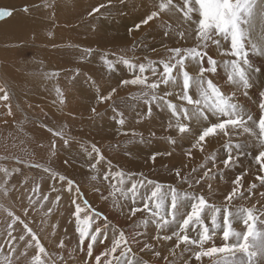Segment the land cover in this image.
Listing matches in <instances>:
<instances>
[{
    "label": "rangeland",
    "instance_id": "374dc122",
    "mask_svg": "<svg viewBox=\"0 0 264 264\" xmlns=\"http://www.w3.org/2000/svg\"><path fill=\"white\" fill-rule=\"evenodd\" d=\"M9 1L20 4V1L23 0H0V10H11V15L0 18V23L5 20H10L11 17L14 19L15 23H19L18 20L26 17L24 20H28L30 23L36 19L43 24H47L48 27L51 28L52 34L53 32L56 33L59 28L61 29L55 22V11L54 9L52 11V5L47 7L45 4H38L41 10H38L35 19H30V15L34 16V9L32 7L26 5L23 7H4L5 3ZM40 1L43 2L45 0ZM102 1L104 4L103 9H105L104 6H107V4L113 5L116 3L115 6L120 11L109 8L106 9L109 11L108 15L117 16L121 23H123L124 19H129L133 26L137 21L140 27L144 24H141L139 20L134 21L133 16L136 19L141 17L142 20H144V18L151 13V10H157L154 4L158 2V0H154L156 3L152 0ZM102 1H100L101 4L98 1L97 7H101ZM86 2L84 1V5ZM26 7H29L27 11L24 10ZM43 8L47 10L43 11ZM42 11L45 13L44 16H42ZM95 13L98 12L92 9L87 10L86 13L80 16L79 20L82 18L88 20L91 18L90 14L95 15ZM164 14L163 18L159 16L150 21V27L142 32L140 30H138L137 33L130 32L121 25L119 27V35L121 38L120 43L123 45L122 47H117L116 44L110 42L112 36L111 32H106L104 30L96 32V37L93 36L97 38L96 44H91L92 46L89 47L90 51L86 50V47L83 46L78 48V54L73 51L67 54L66 51L68 49H75L71 45L74 39L81 41V39L90 38V36H74L76 34L74 32L75 29L70 27L61 29L62 36H67L70 39L63 45H59L61 44L60 41H53L60 38L55 39L52 35L50 37L44 36L45 34H43V32L48 28L44 25H37L33 29H30L29 25L24 28L18 27L12 36H8L7 38L0 37V87L7 93V100L11 103L9 109L13 113L12 119L5 124L11 131L17 134L15 140L9 137L8 143H32L35 137L33 131L28 129H33V127H35L40 129L45 135L40 134V138L44 141L46 146L45 150H38L33 147H10L8 148V155L10 156L3 157V159L0 158V167L8 169L10 174L6 176L3 171H0V221L3 217L8 220L5 222L6 224L2 223V228L0 227V234H5L3 235L4 241L0 240V249L5 248V252L7 250V254H5L6 256L3 258H1L2 253H0V259L5 262L11 259L12 264H21V261L17 263L15 259L17 249L21 248L16 239L11 241L12 244L14 243L16 253L11 254L9 251V232H11L12 237H17L18 240L20 235H23L25 242H30V237L24 231L23 225L20 223L12 224L13 218L8 215V211H12L15 216L28 224L32 232L38 236L40 243L48 253L47 259L50 261L49 264H73L75 261H78L79 264H81V261H83L84 264H95V257L93 256H97V254L93 252L94 254L90 258L87 255V247L82 251L81 248L85 246L80 245L79 235L75 230V217L73 215L75 207L77 204L85 206L86 202V205L89 206L88 214L94 213L96 215L95 223L100 224L102 227L104 224L108 225V228L104 230L106 238L103 239L102 242H97L93 245V249L100 246L104 241L108 242V246H105L106 242H104L105 250L110 248L113 242L114 231L118 228L116 231L119 232L123 230L132 242V253L129 254V257L134 259V261H140L141 264H147L148 260L158 252V248L154 245L155 242L153 244L152 242L158 235L160 236V232L158 228L155 229L149 224L145 226L140 223L142 219L147 217L146 213L138 212L135 216L130 217L129 208L132 206L130 200L120 199L117 201L109 195L112 189L108 181L102 178L104 173L109 169L113 172L123 171L125 174H135L132 176L133 181L146 178L147 180L164 186L165 190L169 186H172L177 188L181 193L202 194L210 203L217 205L221 204L215 199L219 197L214 194V192H220L214 189L209 183L214 173L215 175L217 174V178H222L223 176L218 170L216 172L211 170L207 176H204V173L207 172L209 168L211 157L218 154H216L214 150L211 152L208 151L203 157L202 165L197 164L195 168L193 167V169L189 171L180 170L179 177L176 175L179 169L174 170L176 168L173 169V167L170 166L168 162L165 163V160L162 158H158L156 155V159L153 161L151 159L153 154H160V152L164 153L161 147L167 145L168 142L171 143V138L173 136H162V131H159L151 121L145 123L143 119L142 125H137L139 123L135 124L129 117L132 109L126 108V104L132 102V104L139 103L145 106L144 101L134 99V97L139 96L142 89L139 86H135V89H130V84L122 85L121 81L126 80V78L121 79L119 85L117 84L118 79L124 75L120 70L125 66L123 63L117 62L119 58L123 57L137 64L147 63L148 60L159 61L167 57L168 48L191 47L195 44V41L191 38L185 41L178 37L177 33L179 31L187 30V26L183 23L182 18L166 19L164 18ZM108 15L102 14L101 18L105 19V21H111L106 20ZM76 19L78 20V17H76ZM80 22H84V20ZM166 32L168 35H165ZM39 33L42 34L40 38L37 36ZM125 35H129V37H125ZM26 36L30 38L28 37V39ZM259 37L260 28L257 25L253 31V38L259 39ZM33 42H39L41 44L37 47H32ZM99 43L102 45V52L97 50L100 46ZM42 44H46L49 47L43 48ZM53 44L56 46L53 47ZM68 44L69 46H66ZM83 48H85V53L82 52ZM125 50L128 52L127 54H125ZM210 51L213 55L214 51L212 49ZM87 53H89V55H87ZM101 54L105 55L102 56ZM94 55H97V57L92 61L90 57ZM254 56L259 60H263L264 63V55L256 53L250 55V57L253 58ZM114 57H116V60L113 61L112 58ZM65 58L72 59L73 63H69ZM215 58L217 60H223L226 57L219 56L216 53ZM52 60L54 66L51 68L48 66V63H51ZM106 60L113 63L117 62V64L114 65V73H111L109 70ZM102 62L105 63L107 67L104 66ZM97 65L99 66L95 68L94 66ZM62 66H68L69 74L65 75L61 73L60 67ZM220 69H222V66ZM95 70H100L101 72L93 75ZM221 71L224 73L223 69ZM129 72L132 71L129 70ZM54 73L56 75H53ZM134 75V72L132 75H127V79H132ZM18 82H22L21 89L18 86ZM214 82L216 81L214 80ZM97 83L99 85H97ZM251 83L252 87L247 90V96L243 94V89L232 90L236 92L237 97L241 98L235 99L245 111L248 113L253 111L255 114L258 111V105L255 103V100H260L259 94L261 91H264V73H254ZM91 84L92 87H90ZM115 87L118 91L112 92ZM57 88L61 90L62 95H58L56 91ZM66 89L75 91L74 96L76 102H70L69 104L68 102L60 103L62 97H68L70 95ZM84 89L86 91H84ZM119 92L122 94L118 95ZM50 93L53 94V98L49 97ZM82 93L86 95L82 96ZM110 93V100L107 99L101 102L98 99V97L101 96H109ZM94 94L95 96L93 97ZM96 104H102V107L105 104L107 107L104 110H99ZM152 105L157 106L155 103ZM17 107L23 110L24 115H22ZM70 108L71 111H73V108H77V113L72 112L74 115H69L68 113L71 112L67 111ZM93 108H95V112H93ZM162 108L163 107L160 109L157 106V112L154 114L160 123H162L160 116H170L169 112L165 108ZM114 109L116 111H114ZM118 113H123V119L125 120L123 125L118 123L121 118ZM167 114L169 116H166ZM142 116L145 117L147 115L143 114ZM165 124H169V120L166 121ZM54 131L62 132L63 137L68 140V144L65 145L64 140L59 136H54ZM106 133H108V137L103 138ZM245 135L246 134H244V136ZM47 137L53 139V142L48 141L46 139ZM160 141L162 142L158 145ZM241 141L240 139L233 143L238 142L241 144ZM249 142L252 143V145L250 146L248 143L244 144L245 146L239 150L241 154L239 153L238 156H235L236 160L242 159L245 161V165L254 161V156L259 152V150H257V143L252 137L249 138ZM53 143H55L57 151L61 154L53 152ZM177 145L179 146L178 149L180 152H182L183 150L181 148H183L182 146L184 144L178 143ZM92 146L99 149V151H101L100 153H102L105 158L104 161L97 165V169L91 168V165L95 162L94 158L96 155L92 152ZM225 149H227L226 146ZM246 150L247 152L242 155V152ZM233 153L236 154L234 151ZM149 154L150 156H148ZM55 158L59 159L61 163L56 165L55 162H53ZM218 162L219 160H217L215 165L218 164ZM36 164L41 165V167L37 168L32 166ZM254 166H256V164ZM45 167L51 169V173L43 171L42 169ZM194 169L195 171H193ZM228 170L233 173L235 172L234 174H238V171L248 173L246 168L238 166L237 162H233L228 167ZM53 173L56 174L55 178H53ZM140 174H142V176ZM93 175H96L97 179L93 180ZM60 176H63L65 180L61 181L59 179ZM246 176H248V174L244 175V177ZM181 178H186L187 182ZM69 180L73 182V189H79V200L76 197L77 193L75 190L69 191L67 184ZM197 180H199V183H196ZM189 184L192 185L191 188ZM209 185H211V188H209ZM37 186L38 191H34V188H37ZM15 188L18 189V192L15 196H12L11 193ZM248 189L249 188L246 187L247 191ZM5 190L7 191V195H5ZM258 191L257 193H261L260 195L263 194L264 196V187ZM243 192L244 195L248 194L250 197L254 196V194L248 193L249 191L245 192V190H243ZM45 196L47 200L43 199ZM57 197H59V200H57ZM247 199L250 198L247 197ZM73 200L76 201L75 204ZM243 202L232 203L235 206L248 207ZM184 203L187 205L189 201L185 200ZM49 208H51L50 213L48 212ZM82 215H84V213H82ZM99 219L103 222L99 223ZM9 225H12V227L9 228ZM174 229H176V225L171 224L161 231L163 233H168ZM148 234L151 235L149 236ZM61 241L64 243L63 247L59 246ZM88 242L89 241L86 240V245ZM31 244L33 245L32 249L34 251L35 244L34 242H31ZM146 244L150 247L146 248ZM74 249L80 251L81 255L79 258H77V254L74 253ZM25 250L26 245L23 252H25ZM190 253L192 256L193 253ZM34 254L35 253L30 254L29 257H32ZM118 254L119 252L117 255ZM147 254H149V256ZM27 259L26 257V260ZM206 259L207 261H203L204 264H212V261L208 258ZM64 260H67L68 263ZM159 261L161 262H159V264H168L167 260L165 261L163 258ZM172 264H177V262L175 261V263Z\"/></svg>",
    "mask_w": 264,
    "mask_h": 264
},
{
    "label": "snow or ice",
    "instance_id": "6c2138e0",
    "mask_svg": "<svg viewBox=\"0 0 264 264\" xmlns=\"http://www.w3.org/2000/svg\"><path fill=\"white\" fill-rule=\"evenodd\" d=\"M156 8L157 10L151 11L142 20V24L147 25L161 13L170 15L180 13L187 30H181L177 35L185 41L191 38L195 44L191 47L168 48L167 57L159 61L148 60L147 63L137 64L123 57L119 58L117 62L123 63L135 73L132 79L123 80L121 84L141 87L142 92L134 99H143L149 106L147 115L151 116L153 103L165 108L170 114L168 128H174L180 140L194 139L192 148L203 152L207 138L221 135L229 137L225 145L228 154L222 161L225 168L233 163V150L238 156L242 148L240 143H233L231 137L242 134L254 137L261 148L254 156L255 163L259 165L256 180L264 185V175L260 174L264 173V91L259 94L261 113L257 120L236 101V92L232 90L242 88L243 94L247 96V90L252 87V75L257 72L264 73V69L255 67L250 58L252 53L264 55V0H179L178 3L175 0H159ZM24 10L27 11L26 8ZM94 11H99V8ZM9 15L11 10H0V18ZM257 25L260 28V37L254 39L253 31ZM139 27V24L136 25L137 29ZM210 49L226 58L217 60L210 54ZM106 63L110 71L114 70L113 62L106 60ZM221 66L226 77L225 88L213 79L218 75ZM189 67L196 70V75L188 71ZM56 91L58 95H62L59 88ZM0 92L5 90L0 88ZM110 98L111 93L107 97H98L101 102ZM0 99L7 100V93L5 92ZM60 102L64 101L61 99ZM118 115L121 117L118 123L123 125L125 123L123 113ZM53 135L63 139L65 145L68 144L62 132L54 131ZM171 143L176 144L177 139H171ZM52 147L55 148V143ZM92 152L96 155L91 168L97 169V165L105 158L95 146H92ZM187 154L189 157L192 155L191 151ZM156 155L158 153L151 157L153 161ZM32 166L41 167L39 164ZM42 170L51 173L49 168L45 167ZM211 170L209 167L204 175L207 176ZM0 171L6 176L10 175L6 168L0 167ZM52 175L55 178L56 174ZM133 175L135 174L113 172L109 169L102 178L108 181L112 189L109 195L115 200L131 201L130 217L138 212L147 214L140 222L142 225L152 223L159 230L171 224L176 225L171 235L162 237L158 235L157 239L172 240L175 237L174 248L179 249L184 245L183 251L192 252L195 260L200 262L203 258H208L212 264H264V207L258 209L255 205L245 207L232 203L237 197L247 199L241 191L244 188L241 181L247 173L232 181L235 186L220 205L210 203L202 194L181 193L172 186L165 190L164 186L146 178L133 181ZM176 175L180 176L179 171ZM59 179L65 180L63 176ZM92 179H97V176L93 175ZM181 179L187 182L186 178ZM196 183H199V180ZM67 184L69 191L75 190L79 195V189L72 188V181H67ZM189 187L192 185L189 184ZM255 187L256 185L252 184L248 191L251 192ZM34 191H38V186ZM43 199L47 200V197ZM185 200L189 201L187 205L184 203ZM73 203L76 201L73 200ZM88 207L86 202L85 206L77 204L73 215L79 243L84 245L86 240L89 241L86 247L87 255L91 258L93 245L106 238L104 230L108 225L104 224L102 227L96 224V215L88 214ZM48 212H51V208ZM8 215L13 218L12 224L23 225L30 241L35 244V254L31 257L30 264H49L46 249L28 224L12 211H8ZM11 227L12 225H9V228ZM217 237L220 239L219 245L216 244ZM15 239L9 232L11 254L16 253L15 246L11 243ZM19 239L24 240V236L21 235ZM31 242H27L26 247H31ZM59 246L63 247L62 241ZM145 247L150 246L146 244ZM130 253L132 248L128 236L123 230L118 234L114 231L111 247L95 256V264H141L140 261L131 259ZM172 254L175 255L174 250ZM22 255L27 256V252ZM102 257L106 259L102 260ZM8 264H12L10 259Z\"/></svg>",
    "mask_w": 264,
    "mask_h": 264
},
{
    "label": "bare ground",
    "instance_id": "6f19581e",
    "mask_svg": "<svg viewBox=\"0 0 264 264\" xmlns=\"http://www.w3.org/2000/svg\"><path fill=\"white\" fill-rule=\"evenodd\" d=\"M5 1V0H4ZM84 1L86 2V4L84 5ZM101 4L100 1L102 0H45V1H40V0H23V1H20L21 3L18 4V3H15L13 1H9V2H6L4 7H9V8H12V7H23V6H30L34 9V16L30 15V19L33 18L35 19V16H36V13L38 12V10H41L39 8V5L38 4H45L47 7L52 5V11L54 9L55 11V22L61 27V29L63 28H66V27H70L72 29H75V35L74 36H77L79 35L80 37L81 36H90V38H85V39H81L80 40H77V39H74V41H72V46L75 48L74 50L72 49H68L66 51L67 54L69 53H72V51L76 54H78V48H81L82 46L83 47H86V50H89V47L96 44V40L97 38H95L96 36V32H101V30L103 31H109L112 33V36L110 38V42L111 43H114L117 45V47H122L123 45L120 43L121 42V38H120V31H119V27L122 25L123 28H126L128 31L130 32H134V33H137L138 30H140L141 32L147 28H149L150 26V23H148L147 25H143L141 27H139V29L136 28V25H138L137 21L136 20H139L140 23L142 22V18L139 17L138 19H136L134 16H133V19L134 21H136V24H134V26L132 25V23L130 22L129 19H124L123 20V23L119 22V19L117 16H110L108 15V10L106 9H109V8H112L116 11H119V9L115 6L116 3H114L113 5H110V4H107V6H104L105 9H103V7H97V3ZM105 1H110V0H105ZM142 1V0H141ZM140 1V2H141ZM154 2V0H152ZM159 2V0H158ZM158 2H154L156 4L155 7L157 6ZM175 2H179V0H175ZM38 5V6H37ZM102 5L103 4V1H102ZM106 5V4H105ZM54 6V8H53ZM151 6V4H150ZM136 7V6H135ZM142 7V6H141ZM29 7H26V9H28ZM96 8H99V11H95V12H98V13H95L94 14H90L91 15V18L88 19V20H85L84 18H82L81 20L80 19V16L84 13H86L87 10H90L92 9L94 11V9ZM135 9V8H134ZM157 9V8H156ZM43 11H46L47 9L43 8L42 9ZM42 11V16L45 15V13ZM113 11V10H112ZM152 11V10H151ZM120 12V11H119ZM143 13V12H142ZM53 14V12H52ZM102 14H105V15H108V18L106 20H111V21H105V19L101 18V15ZM163 14L164 13H161L160 17L163 18ZM15 15V14H14ZM164 18L166 19H173V18H182L181 14L180 13H176L175 15H170L168 13H165L164 14ZM74 17L76 19V17H78V20L72 18ZM110 18V19H109ZM26 19L25 18H22L20 20H18L19 23H15L14 22V19L11 17L10 20H5L3 22L0 23V37H5L7 38L8 36H12L15 32H16V29L18 27H27L29 25L30 29H33L35 28L37 25H44L46 26V28L48 27L47 24H43L41 23L40 21H37L36 19L33 21V22H29L28 20H24ZM145 19V18H144ZM84 22H80V21H83ZM80 22V23H78ZM142 24V23H141ZM153 28V27H152ZM22 29V28H21ZM27 29V28H26ZM37 29V28H36ZM34 29V30H36ZM60 29V28H59ZM54 33L53 34L51 33V28L48 27L44 32L43 34H45L44 36L46 37H50L52 35V37H54L55 39L57 38H60V39H57V40H53V41H60L61 44L59 45H63L66 41L70 40L67 36H62L61 34V29ZM149 31V29H148ZM37 32V31H36ZM42 33V32H40ZM39 33V34H40ZM105 33V32H103ZM114 33H117V34H114ZM29 34V33H28ZM34 34H37V33H34ZM37 35L39 38L41 37L42 34L40 35ZM27 35V34H26ZM30 35H33V34H30ZM95 36V37H93ZM99 36V34H98ZM129 37V35H125V37ZM155 36V35H154ZM27 37V36H26ZM29 37V36H28ZM27 37V38H28ZM25 38V37H24ZM26 38V39H27ZM30 38V37H29ZM28 38V39H29ZM27 39V40H28ZM48 39V38H47ZM132 39V38H131ZM148 39V38H147ZM12 40V39H11ZM32 40V39H31ZM49 40V39H48ZM108 40V39H106ZM133 40V39H132ZM45 41V39H44ZM12 42V41H11ZM43 42V41H42ZM125 42V41H124ZM128 43V42H127ZM41 43H35L33 42L32 43V47H37L39 46ZM52 44V43H51ZM92 44V45H91ZM98 44V43H97ZM106 44V43H105ZM50 45V44H49ZM99 47L97 48L98 51H101V48H102V45L99 43ZM43 48H48L49 46L46 45V44H42ZM52 46V45H51ZM56 45L53 44V47H55ZM66 46H69L66 45ZM105 46V45H104ZM156 46V45H155ZM164 46V45H163ZM162 46V47H163ZM168 46V45H167ZM71 47V46H70ZM155 48V47H154ZM153 48V49H154ZM35 49V48H34ZM111 49V48H110ZM150 49V48H149ZM38 50V49H36ZM123 50V49H122ZM148 50V49H147ZM211 50V49H210ZM214 51L213 55L211 54V51H210V54L215 58L216 56V51L214 49H212ZM48 51V50H47ZM53 51V50H52ZM106 51V50H105ZM152 51V50H151ZM149 51V52H151ZM82 52L85 53V48L82 49ZM102 52V51H101ZM120 53V51H119ZM128 52H126L125 50V54H127ZM112 54V53H111ZM124 54V53H123ZM49 55V54H48ZM87 55H89V53H87ZM102 56H104L105 54H101ZM115 56V55H114ZM97 55H94V56H91V60L94 61L96 59ZM42 58V57H41ZM49 58V57H48ZM251 58V63L257 67V68H261V69H264V63H263V60H259L258 58H256L254 56L253 57H250ZM67 59V61L69 63H73V60L72 59H68V58H65ZM112 60H116V57L112 58ZM39 61V60H38ZM37 62V61H36ZM81 62V61H80ZM83 62V61H82ZM102 64L104 66H106L105 63L102 62ZM117 64V62H114V65ZM68 65V64H67ZM48 66L52 68V66H54V63H53V60L51 61V63H48ZM99 65L97 66H94L95 68H97ZM68 66H62L60 67V70H61V73L67 75L69 74V69L67 68ZM102 67V65H101ZM107 67V66H106ZM80 69H82L81 67H79ZM223 69V68H222ZM222 69H219L218 70V75L216 77H214V80L216 82H218L222 88H225V75L224 73L221 71ZM189 72L192 73L193 75L196 74V70L193 68V67H189L188 68ZM102 71H103V68H102ZM122 73H124L123 77H120L117 81V84L119 85L121 79L123 78H126L127 79V75H132L133 72H129V69H127L126 66H123L122 70H120ZM101 72L100 70H95V72L93 73L94 74H97ZM111 73H114V71L112 70ZM1 76V75H0ZM20 81V80H19ZM3 82V81H2ZM97 85H99L97 83ZM18 86L19 88L21 89V86H22V82H18ZM90 87H92V84L90 85ZM101 87V86H100ZM1 88V87H0ZM99 88V87H98ZM102 88V87H101ZM130 89H135V86L131 85V88ZM242 89V88H241ZM25 90V89H24ZM70 95L68 97H62V100L64 102H68V104L70 102H76V98L74 96L75 94V91H73L72 89H66ZM97 90V89H96ZM115 90L118 91V89L115 87ZM124 90V89H122ZM84 91H86L84 89ZM116 91V92H117ZM89 92V91H88ZM100 92V91H99ZM101 93V92H100ZM80 94V93H79ZM119 94H122L121 92L118 93ZM241 94V93H240ZM2 95H5V92H0V97H2ZM68 95V94H67ZM82 96L86 95L84 93L81 94ZM95 96V94L93 95V97ZM127 96V95H126ZM242 96V95H241ZM49 97L50 98H53V94L50 93L49 94ZM107 97V96H105ZM70 98H71V101H70ZM235 98H238V99H241L239 97H235ZM94 99V98H93ZM96 99H97V96H96ZM172 99V98H170ZM55 100V98H54ZM53 100V101H54ZM110 100V99H109ZM143 101V99H140ZM61 101V100H60ZM258 105V111L254 114L253 111L251 112V114L253 115L254 118H256L258 120L259 116H260V108H259V102L260 100L259 99H256L255 100ZM3 102V103H1ZM63 102V103H64ZM98 102V101H97ZM100 102V101H99ZM61 103V102H60ZM62 104V103H61ZM246 104V103H245ZM94 105V104H93ZM244 105V104H243ZM157 106L161 109L162 106L158 105ZM157 106H151V112H152V116H148L147 115V112L148 111V105L145 104V106H142L140 105L139 103L137 104H132L131 103H127L126 104V108H130L132 109V112L129 114V117L132 121H134L135 124L137 125H142V122H143V119L145 120V123H147V121H151L154 126L159 130V131H162V136L163 135H170V136H173L171 139L175 138L177 139V143L176 144H172V143H169L167 145H161V150L162 152L164 153H161L158 154V158H162L163 160H165V163L168 162V164H170V166L176 169L174 170H177V171H180V170H183V171H189L191 169H193V167L195 168V166L197 164L199 165H202L203 164V157L205 156V154L209 151H215L216 154L218 155H213V157H211V160L209 162V166L208 167H211L212 171L213 172H216L217 170L220 172V174L223 176L222 178H217L215 173L213 174V176H211L210 178V183L214 189H217L220 193H215L214 194L219 197V198H215L219 203H223L224 202V197L231 191V189L235 186L232 181L235 180L238 176H241L242 174H244V172H241V171H238L237 173L238 174H234L233 172H230L228 170V168H225L224 167V164L222 163V161L227 157V154H228V150L225 149V144L228 143L229 141V137H224V136H213V137H209L207 138V141L205 143V147H204V151L201 152L199 151L198 149L196 148H192L191 145L194 143V139L192 140H180L177 135H176V132H175V129H169L168 128V124L166 125L165 122L168 121L170 119V116L167 114L166 116H169V117H161L160 118L162 119L160 123V121L156 118V116H154V114L157 112L156 111V108ZM9 107H11V103L10 101L8 102L7 101H4L3 99H0V158L3 159V157H9L10 155H8V148H16V147H20V148H26V147H33L35 149H38V150H45V143L44 141L40 138V134L44 135L40 129H37L35 127H33V129H28V130H32L33 131V134H34V140L32 143H20V144H17L16 142H13L11 144L8 143V139L9 137L12 139V140H15L16 139V132L14 131H11L8 126L5 124L7 121L11 120L12 117H13V113L10 111ZM96 107L99 109V110H104L106 109L107 106H105V104L103 105L102 107V104H96ZM22 115H24V112L22 109H20L19 107H17ZM75 108V107H74ZM73 108V111H71V108L67 111V112H71V113H68L69 115H74L72 114L73 113H77V108L74 109ZM163 109V108H162ZM87 110V109H86ZM89 111V110H88ZM10 112V114H9ZM250 112V111H249ZM161 113V111H160ZM143 114L147 115V116H142ZM166 114V113H165ZM76 115V114H75ZM159 115V114H158ZM97 120V119H96ZM137 121V122H136ZM27 130V129H26ZM45 136V135H44ZM51 136V135H49ZM53 137V136H52ZM108 137V133L104 134L103 138H107ZM249 138L250 136H248L247 134L244 136V134L240 135V136H232L231 137V141L232 142H236L238 140H242L241 142V145L242 147L245 146L244 144L248 143L250 146L252 145V143L249 142ZM48 141H51L53 142V139L47 137L46 138ZM170 139V138H169ZM168 139V140H169ZM252 139L257 143V150H261L260 148V144L256 141V139L254 137H252ZM185 141V142H183ZM162 141H160L158 143V145L161 144ZM184 144L186 146H182L183 148H181L183 151L180 152V150L178 149L179 146L177 144ZM165 144V143H164ZM181 146V145H180ZM178 149V150H177ZM256 150V151H257ZM189 151H191L192 155L189 157V155L187 154ZM235 153L236 151L233 150ZM53 152H56V153H60L59 151H57L56 149V145H55V148H53ZM101 152V151H100ZM247 152L244 151L242 152V155L243 153ZM169 153H171L169 155ZM240 153V152H239ZM61 154V153H60ZM241 154V153H240ZM254 154V153H253ZM208 155V154H207ZM237 154H234L233 153V162H237L238 163V166L240 167H245L246 170L248 171V176L244 177L243 176V180L241 181L242 184L244 185V188L241 189V191L245 190V192H248L246 190V187L247 188H250V186L252 184H255L256 187L254 189H251V192H248V193H251V194H254V196H249L248 194L245 195V197H249L250 199H241L239 197L237 198H234L233 202H243L246 206L248 207H251L253 205H255L258 209L259 208H262L264 206V196L263 194L260 195L259 193H257L258 190L262 189V187H264V185H261L260 184V181L259 180H256V175L258 174L257 173V170L259 168V165L255 163V161H249L250 164H247L245 165V161H243L242 159H238L236 160L235 159V156ZM241 155V156H242ZM250 155V154H249ZM150 156V154L148 155ZM60 157V155H59ZM72 158V157H71ZM209 160V159H208ZM217 160H219V163L215 165V163L217 162ZM55 164H60V160L59 159H54ZM208 164V163H207ZM256 164V166H254ZM237 166V165H236ZM202 167V166H200ZM199 167V168H200ZM197 168V167H196ZM207 168V167H206ZM204 169V168H203ZM230 169V168H229ZM184 174V172H183ZM219 174V173H218ZM262 175H264V173H260ZM197 176V175H196ZM205 176V175H204ZM185 177V176H184ZM220 177V176H219ZM191 178V177H190ZM189 179V178H188ZM206 179V178H205ZM214 179V180H213ZM190 180V179H189ZM208 181V179H207ZM205 181V182H207ZM208 183V182H207ZM16 185V184H15ZM31 185V184H30ZM25 186V185H24ZM201 186V184H200ZM207 190V189H206ZM18 192V189L15 188L11 195L15 196L16 193ZM259 192V191H258ZM213 193V192H212ZM76 197L77 199L79 200V196L76 194ZM34 198V197H33ZM36 201V200H35ZM34 201V202H35ZM247 201V202H245ZM36 206V205H35ZM6 221H8L6 218H1V225L0 227L2 228V223L4 224ZM103 221L101 219H99V223H102ZM135 222V221H134ZM6 224V223H5ZM133 224V223H132ZM152 228H157V226L155 224H152V223H148ZM74 225V224H73ZM4 226V225H3ZM70 227V226H69ZM72 227V225H71ZM239 227V226H238ZM6 228V227H5ZM4 229V228H3ZM118 229V228H116ZM115 229V232L118 234V232L116 231ZM121 229V228H120ZM1 230V229H0ZM159 230V229H158ZM175 230V229H174ZM174 230H171L170 232L168 233H163L161 230H159L160 232V236H164V235H171L173 233ZM121 231V230H120ZM4 232V231H3ZM167 232V231H166ZM131 233V232H130ZM5 235V234H3ZM2 234H0V240L1 241H4V236ZM39 235V234H38ZM149 236L151 234H148ZM21 236V235H20ZM62 236V235H61ZM153 236V235H152ZM155 236V235H154ZM153 236V237H154ZM156 237V236H155ZM60 238V237H59ZM73 238V237H72ZM71 238V239H72ZM108 240V239H107ZM153 240V239H152ZM151 240V241H152ZM156 240V241H155ZM155 240H153L152 244L154 243L155 247L158 248V253L159 255L157 256L156 253L155 255H153L149 260H148V263L147 264H159V260L160 259H164L165 261L167 260L168 264H172V263H175V261L177 262V264H204L203 261H207L206 258H203L202 262L200 261H196L195 258H193V255L191 256V253L190 251H183L184 249V245H181V247L179 249H175L174 248V245L176 243L175 241V237H173L172 240H164V239H157L155 238ZM8 241V240H7ZM16 241L17 243H19V246L21 248L17 249V254H16V257L15 259L17 260V263H19L21 261V264H30V254H33L35 253V250L33 251V245L31 247H26V252H27V256H24L22 255L23 252V249L26 245V242H25V239L24 240H18V238L16 237ZM10 242V241H9ZM31 242V241H30ZM86 242V241H85ZM106 242V245L105 246H108V242L107 241H104ZM104 242L98 246V247H95L93 249V252H95L97 255L101 254L102 252L105 251V247H104ZM131 242V241H130ZM111 243V242H110ZM109 243V244H110ZM14 244V243H13ZM132 244V242H131ZM216 244L219 245L220 244V239L219 237L216 238ZM9 245V244H8ZM64 245V243H63ZM84 246L82 249L85 250L86 249V243H84ZM73 247V246H72ZM5 249V248H4ZM2 249V255H1V258H3L4 256H6L5 254H7V250L5 252V250ZM64 249V248H63ZM175 252V255L172 254V252ZM149 253H152L151 251H148ZM74 253L77 254V258H79V256L81 255L80 254V251H78L77 249H74ZM94 254V253H93ZM138 255V254H137ZM149 256V254H147ZM26 257L28 258L26 260ZM95 257V256H93ZM167 258V259H165ZM103 259V257H102ZM106 259V258H105ZM138 259V258H137ZM142 259V258H141ZM11 260V259H10ZM68 263L67 260H64ZM50 262V261H49ZM74 262V261H73ZM81 264H84L83 261L80 262ZM95 263V262H94ZM161 263V262H160ZM209 263V262H207ZM0 264H8V261H4L2 259H0ZM73 264H79L78 261H75ZM85 264H90V263H85Z\"/></svg>",
    "mask_w": 264,
    "mask_h": 264
}]
</instances>
